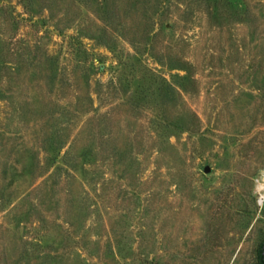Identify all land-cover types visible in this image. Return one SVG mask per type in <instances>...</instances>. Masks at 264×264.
I'll list each match as a JSON object with an SVG mask.
<instances>
[{
	"label": "rangeland",
	"instance_id": "374dc122",
	"mask_svg": "<svg viewBox=\"0 0 264 264\" xmlns=\"http://www.w3.org/2000/svg\"><path fill=\"white\" fill-rule=\"evenodd\" d=\"M261 242L264 0H0V264Z\"/></svg>",
	"mask_w": 264,
	"mask_h": 264
},
{
	"label": "trees",
	"instance_id": "16d2710c",
	"mask_svg": "<svg viewBox=\"0 0 264 264\" xmlns=\"http://www.w3.org/2000/svg\"><path fill=\"white\" fill-rule=\"evenodd\" d=\"M262 242L258 245L256 250V264H264V256L262 254Z\"/></svg>",
	"mask_w": 264,
	"mask_h": 264
},
{
	"label": "water",
	"instance_id": "95a60500",
	"mask_svg": "<svg viewBox=\"0 0 264 264\" xmlns=\"http://www.w3.org/2000/svg\"><path fill=\"white\" fill-rule=\"evenodd\" d=\"M203 171H204L205 173L210 172V166H209V165H205L204 168H203Z\"/></svg>",
	"mask_w": 264,
	"mask_h": 264
}]
</instances>
